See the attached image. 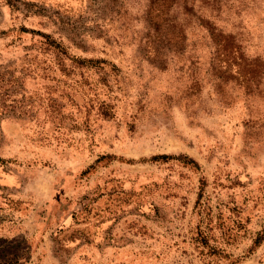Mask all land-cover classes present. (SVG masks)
I'll return each instance as SVG.
<instances>
[{
	"label": "rangeland",
	"instance_id": "374dc122",
	"mask_svg": "<svg viewBox=\"0 0 264 264\" xmlns=\"http://www.w3.org/2000/svg\"><path fill=\"white\" fill-rule=\"evenodd\" d=\"M0 264H264V0H0Z\"/></svg>",
	"mask_w": 264,
	"mask_h": 264
},
{
	"label": "trees",
	"instance_id": "16d2710c",
	"mask_svg": "<svg viewBox=\"0 0 264 264\" xmlns=\"http://www.w3.org/2000/svg\"><path fill=\"white\" fill-rule=\"evenodd\" d=\"M227 39L228 38H226V37H223V38H221L220 40V42H219V45H222V43H223V45L226 47V45H228V48L229 49H231L233 46L231 45V44H229V42L227 43ZM226 52V51H225ZM223 54H225V53H223ZM223 62H225L224 60H223Z\"/></svg>",
	"mask_w": 264,
	"mask_h": 264
}]
</instances>
